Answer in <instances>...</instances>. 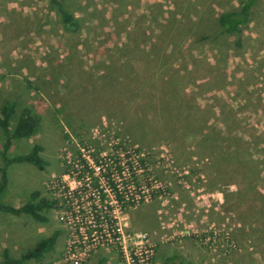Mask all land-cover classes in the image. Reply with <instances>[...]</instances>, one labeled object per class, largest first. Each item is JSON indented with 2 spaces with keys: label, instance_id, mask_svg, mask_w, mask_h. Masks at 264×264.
<instances>
[{
  "label": "rangeland",
  "instance_id": "rangeland-1",
  "mask_svg": "<svg viewBox=\"0 0 264 264\" xmlns=\"http://www.w3.org/2000/svg\"><path fill=\"white\" fill-rule=\"evenodd\" d=\"M243 1L60 0L78 23L71 30L50 0H0V106L16 103L11 128L24 107L40 119L8 155L38 144L47 163L8 167V204L33 191L63 204L55 190L75 189L65 173L77 152L114 153L117 166L132 164L130 183L148 189L116 216L125 233H146L152 264H264V0L239 35L217 25ZM64 212L50 210L47 223L0 212V264L5 249L17 258L59 230L49 254L23 263L57 264ZM100 259L122 261L103 248L85 264Z\"/></svg>",
  "mask_w": 264,
  "mask_h": 264
},
{
  "label": "trees",
  "instance_id": "trees-1",
  "mask_svg": "<svg viewBox=\"0 0 264 264\" xmlns=\"http://www.w3.org/2000/svg\"><path fill=\"white\" fill-rule=\"evenodd\" d=\"M50 2L56 7L61 16L62 23L71 30H77L78 23L76 19L66 10L60 0H50ZM259 2L260 0H244L238 8L222 12L217 18L218 27L225 34L239 35L251 22L254 9ZM16 113L17 109L14 101H5L0 106V130L5 138L4 144L0 149V157L3 161V164L0 165V212L8 213L15 217L25 215L30 217L34 222L47 223L49 221L47 213L50 210L61 209L63 206L58 199H47L42 197L39 191H33L30 194L29 199L20 207H13L6 201L9 184L7 169L10 165L16 163H28L35 166L39 170H43L47 165L46 161L39 155L41 146L38 144L34 145L29 152L25 154L15 155L12 157L8 155L12 141L29 139L36 135L40 130V119L32 113V110L29 107H24L19 112L17 121L13 128H11V120ZM101 154L102 151H98V153L94 155H89L88 158H82L84 155L78 151L76 155L79 158L76 160L77 163L74 167L72 166V169L70 165H66L67 168H69L67 171L65 170V174H68L71 171L75 174L76 181L81 182L82 184H84L85 179L88 178V180H90L89 185L92 188H98L99 178L103 177L107 179L106 182L108 184V188H112L115 192V198L119 200L122 193L117 191L116 185L110 180V178L111 174L114 172L113 170L120 172V167L117 166V163L118 165L120 163L110 160L111 158H115L113 156L114 153L99 157ZM236 158H240L241 160ZM88 159L90 160V163L92 162L95 166H90ZM235 159L237 160L236 162H241L238 167H245L243 164H247V161L242 160L241 157L235 156ZM139 160L143 166V160ZM66 162L67 161H65V163ZM125 165H127V170L131 173L133 167L132 164L130 162H126ZM105 196L106 194L103 193V189H100L101 202L105 201ZM58 235L59 230H54L48 237L39 240L33 248L27 249L17 258L11 257L8 250L5 249L2 253V264H23L25 261L31 259L34 261H40L45 255L52 251ZM178 260L179 257L173 256L169 257L166 260V263L177 264ZM98 264H106L105 259H100ZM178 264L194 263L192 261H182Z\"/></svg>",
  "mask_w": 264,
  "mask_h": 264
},
{
  "label": "built area",
  "instance_id": "built-area-1",
  "mask_svg": "<svg viewBox=\"0 0 264 264\" xmlns=\"http://www.w3.org/2000/svg\"><path fill=\"white\" fill-rule=\"evenodd\" d=\"M116 171L111 174L110 180L116 185L117 191L122 193L119 200L103 177L99 178L98 188H92L88 178L84 184L76 181L75 189L57 186L55 192L65 207L63 218L68 228L64 250L57 264H85L92 253L103 248L117 249L121 255V264H152L154 245L148 241L146 233H125V225L122 227L116 216L117 212L135 207L145 200L148 189L146 191L140 183L135 186L130 183V172L123 163L120 172ZM65 175L76 180L71 171ZM118 176L128 182L122 186L118 183ZM130 188H133V193ZM100 189L112 198L109 206L115 204L113 209L100 201Z\"/></svg>",
  "mask_w": 264,
  "mask_h": 264
}]
</instances>
